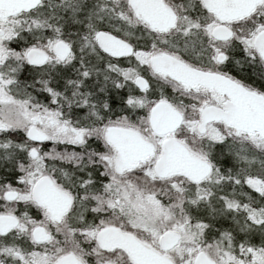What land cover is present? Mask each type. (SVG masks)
<instances>
[{
  "label": "flooded vegetation",
  "instance_id": "obj_1",
  "mask_svg": "<svg viewBox=\"0 0 264 264\" xmlns=\"http://www.w3.org/2000/svg\"><path fill=\"white\" fill-rule=\"evenodd\" d=\"M102 1L110 4L118 0ZM119 1L121 13L129 10L138 24L128 25L123 21L125 16L121 18L118 13H108L107 24L134 34L133 39L121 38L108 27V30L96 31L110 33L133 49L129 56L113 58L96 47L109 59V70L116 75L114 86L119 89L117 99L108 104L105 130L111 127L133 131L140 146L136 144L135 153L127 156L117 149V145L124 144L121 140L113 137L106 142L105 130L100 137L88 134L84 139L75 130H70L74 135V144L65 140L52 143L57 146L59 158H48L42 161L43 164H34L42 150L50 147L47 146V135L39 127V118H31L32 126L24 132L20 129L14 132L3 130L1 125L0 264H139L138 259H144L147 264H196L198 259L217 264L209 254L212 245L239 259L241 264L244 259L247 261V256L251 257V262L257 261V251L264 253L258 233L264 229V222L250 221L251 217L260 218L257 214L246 217L245 227L238 229L246 238L251 236L250 241H243L242 237H235L231 232L229 236L225 235L227 232L222 233L219 239L207 238L206 231L201 228L197 241L202 245H196V233L188 226L202 227V222H192V217L199 218L200 215L182 212L185 224H178L176 229L162 230L146 223L141 227L134 226L128 207L131 189L162 204L163 178L156 173V164L162 156L166 140L182 144L190 156L204 160L211 168L208 158L194 153L185 142V138H191L192 134L186 132L181 138L175 133L188 120L198 124L196 132L202 135L198 132L201 110L207 107L213 113L223 111L232 101L227 94L199 80H181L179 68L175 69V79L152 71L151 58L169 56L186 68L211 75L214 84L228 79L264 98V57L256 45H264V1L241 19H219L203 6L201 0H161L174 16L173 28L166 32L149 29L146 23L138 20L131 10L130 0ZM28 11L31 9L10 14L0 12V21ZM3 34L4 31L0 30V36ZM63 43L69 52L59 60L65 65L71 60L66 62L65 58L72 53L70 45ZM160 68L165 69V66L160 65ZM131 76L134 86L143 93L135 99L131 98L127 89L121 90L131 81ZM137 78L144 82L142 89L135 85ZM17 103L31 106L25 101ZM159 103L168 105L180 116L179 125L166 135L154 133L150 126L151 110ZM131 106L144 108V117L133 123L129 118ZM192 111L194 113L187 118L184 112ZM59 114L61 119L73 126L65 112ZM144 122H147V127H143ZM48 123L52 125L53 121ZM213 126L221 133L218 140L234 139L228 135H239L242 139L254 141L256 147L264 144V135L228 127L222 119L205 124L204 132L207 127ZM32 128L42 135L41 139L29 136ZM60 130L66 132L68 127L62 125ZM118 134L127 136L125 132ZM93 155L106 156L107 162H88L93 161L89 159ZM69 156L73 159L69 160ZM173 174L189 181L186 185L179 181L181 188L187 187L184 188L183 198L171 200L174 204L178 200L181 204L194 202V197L186 196L187 190L201 187L209 175L200 181H193L179 172Z\"/></svg>",
  "mask_w": 264,
  "mask_h": 264
},
{
  "label": "trees",
  "instance_id": "obj_2",
  "mask_svg": "<svg viewBox=\"0 0 264 264\" xmlns=\"http://www.w3.org/2000/svg\"><path fill=\"white\" fill-rule=\"evenodd\" d=\"M70 1L74 0L41 1L25 14L27 20H39L38 27L26 26L18 30L6 47L15 51L30 48L48 51L53 43L63 41L70 45L71 60L65 65L49 62L32 66L8 59L0 66V75L7 82L6 92L15 100L29 102L36 113L65 112L74 127L99 128L107 124L108 104L117 99L119 91L114 86L116 75L109 70V59L98 51L93 41L94 32L108 30L107 26L98 25L96 17L107 22V16L101 12L93 17L88 15L87 8L92 7L88 0L87 8L80 11L68 5ZM94 3L95 11L99 0ZM132 78L121 90L127 89L135 99L143 93L134 86ZM129 112L131 123L144 117L143 107L131 106ZM196 148L211 163L210 174L201 185L206 188L202 195L207 194V197L197 199L189 188L191 193L187 190L186 196L195 200L183 202L182 212L200 215L192 217V222L204 224L207 238L219 239L222 233L227 232L225 235L229 236L231 232L243 241H250L251 236L246 238L238 229L245 227L246 212L256 209L260 216L263 215L264 197L250 190L245 180L256 177L264 182V152L238 139L203 140ZM258 233L259 244L264 245V229Z\"/></svg>",
  "mask_w": 264,
  "mask_h": 264
},
{
  "label": "water",
  "instance_id": "obj_3",
  "mask_svg": "<svg viewBox=\"0 0 264 264\" xmlns=\"http://www.w3.org/2000/svg\"><path fill=\"white\" fill-rule=\"evenodd\" d=\"M40 0H0V12L12 13L22 10H30L39 4ZM264 0H201L203 6L213 13L217 18L241 19L248 16L254 9L260 6ZM130 7L134 16L143 23H146L149 29L160 32H166L173 28L174 16L171 10L165 6L161 0H130ZM96 47L106 56L121 58L132 54V47L107 32H97L94 37ZM258 51L264 57V45L257 44ZM54 54L62 59L68 52V47L63 42H57L54 46ZM29 65H42L46 61V54L36 49H30L25 54ZM180 64V65H179ZM164 65L165 69H161ZM152 71L166 75L171 79L177 76L174 72L176 68L182 75L181 80L190 82L199 80L201 83L213 86L222 93H225L232 100L223 111L212 112V109L205 107L201 110V123L198 127L199 133H204V125L210 121L222 119L226 126L235 128L242 132H256L264 135V98L256 93L248 91L228 79L218 80L214 84V78L208 74H202L198 71L186 68L166 55L154 56L150 60ZM135 85L142 89L144 82L137 78ZM180 123V116L168 105L159 103L155 105L150 113V126L154 133L165 135L173 132ZM125 132L127 136L118 133ZM29 136L35 139H41L42 135L31 129ZM137 136L133 131H124L116 128H107L104 132L106 142L113 137L121 140L123 146L117 145L120 152H125L131 156L136 151V144L140 146ZM135 140V141H134ZM120 141V142H121ZM150 150V149H148ZM179 172L187 178L199 181L209 172V165L198 157H192L187 149L175 140H166L163 143L162 156L156 164V173L160 177H166L171 173ZM139 264H147V261L137 260ZM196 264H213L207 259H198Z\"/></svg>",
  "mask_w": 264,
  "mask_h": 264
},
{
  "label": "rangeland",
  "instance_id": "obj_4",
  "mask_svg": "<svg viewBox=\"0 0 264 264\" xmlns=\"http://www.w3.org/2000/svg\"><path fill=\"white\" fill-rule=\"evenodd\" d=\"M42 2H46V0H41ZM89 3H91L92 7H88L87 1L86 0H74L70 1L68 5L72 6L73 8L76 9H88V15L91 17L95 16V14H106L107 17H109L108 13H114L117 14L118 16H121V18H125L123 21L126 22L128 25L131 24H138L132 17L131 13L129 10H125L124 12L121 13V10L119 9V5L121 1H116L114 3H104L102 0H99L98 7H96V12L94 11V5H95V0L94 2L92 0H88ZM63 2V1H62ZM80 11V10H79ZM105 12V13H104ZM121 13V15H120ZM26 14V13H25ZM24 14V15H25ZM22 14H16L13 16H10L9 18L3 19L0 21V30L4 31L3 36H0V66L2 63L8 59H13L15 61H24L26 62L25 54L28 49L22 50V51H15L12 49H8L6 47V44L9 43L10 38L13 36H16V31L22 28H25L26 26H30L31 29L38 27L37 24H40L39 20L34 21L32 19L27 20L25 16ZM97 23L100 26H107L110 28L111 32L114 33L117 36H120L121 38L129 39L132 40V35L134 37V34L132 33H127L120 29L119 27H112L107 24L106 21L103 20L102 17H96ZM49 27V26H48ZM96 32H94L95 34ZM95 36V35H94ZM93 36V37H94ZM55 43H53L50 46V49L48 51L41 50L47 54L48 60L47 63L49 62H57L61 63V61L53 54V46ZM71 55H68L64 61L68 62L70 60ZM95 57H97L95 55ZM98 59V58H97ZM133 79V78H132ZM7 82L3 80L0 76V126H3L4 129H9L10 132H14L16 129H20L21 131H26V129L30 126H32V123L30 122V119L33 117L39 118V126L41 130L44 131V133L48 137V142L47 146H50L49 149L45 148L42 150L40 155L35 159L34 164H43L42 161L48 158H59L60 154L59 151H57V146L53 145L52 143H59L60 141L65 140L66 142H70L74 144L73 139L74 135H71L70 130H75L77 133L81 134L83 136V139L88 136V134H93L97 136H101L102 132L105 130L106 125L103 127L99 128H94V129H86L83 127L79 128H74L69 124V122H65L63 119H61V116L59 113L50 111V110H45L40 113H36L35 111L32 110V108L29 107L26 103L23 105L21 103H17L18 100H15L12 98L6 91ZM20 101V100H19ZM27 105V106H26ZM149 110L150 106L146 107L147 111V120H148V115H149ZM185 116L189 118L192 112H184ZM190 120V119H189ZM49 121H53L52 125H49ZM62 125H66L68 127V131L63 132L60 130V127ZM198 124L197 123H189L188 120L186 123H184L181 128L176 131V135L178 137H183L186 135V132L189 134H192L191 138H185V142L188 143L190 150H192L194 153H197V155H200L202 158H205V155L200 151L199 148H196V145H199L201 141L205 140H211V141H218V138L221 137L220 131L217 129V127H207L206 131L204 134L199 135L196 132ZM38 127V128H39ZM147 127V122H144V126ZM140 129V128H139ZM187 130V131H186ZM142 130V128L140 129ZM191 131V132H190ZM228 135V134H227ZM233 137L234 139L238 140H243L244 142H247L251 147L264 152V144L260 146H255V142L252 140L248 139H242L239 137V135H228ZM237 136V137H236ZM102 138V137H101ZM165 137H162L163 139ZM101 141V139H100ZM52 144V145H51ZM78 146H81L80 144H75ZM46 146V147H47ZM69 160L73 159L72 156L67 157ZM92 158L93 161L88 162H101V160L106 163L107 162V157L102 156V155H93L89 157V159ZM95 161V162H94ZM106 161V162H105ZM162 181V204H159L156 200L150 199L147 195H141L139 193H136L133 189L130 190L129 192V214L130 218L132 219V224L134 226H142V224L146 223L148 226L152 225V227H156L162 230L166 229H176V226L178 224H185L186 220L181 216L182 214V209H181V202L174 204L171 200L175 197L183 198V193L185 192V189L187 186L184 188H181V184H188V180H183L182 177H179L177 174H170ZM179 181L183 183H179ZM188 181V182H187ZM132 183H134L132 181ZM245 185L252 191L256 192L260 196L264 197V182L256 177L252 178H247L245 180ZM132 187L133 184L131 185ZM165 191V194L163 195V192ZM204 192H206V188L195 186L193 187V194L196 195V197H207L206 195H202ZM147 194V193H146ZM166 195H172L166 196ZM227 207H230L231 205H226ZM236 206L232 207L234 210ZM264 212V210H263ZM241 214V213H240ZM254 214L258 215L260 218L254 217L250 218L251 222H258L261 223L264 222V213L262 216L259 215L258 211L254 209L252 212H246L245 213V218L249 217V215ZM256 220V221H255ZM188 222V221H187ZM175 227V228H174ZM186 228L187 226L184 225ZM188 228L192 229L195 231L196 236L194 237L195 239V244L196 245H202L199 243L197 240V237L199 236V231L203 227L200 225H189ZM258 253V260L251 262V257L247 256V261L244 259L242 264H264V253L260 250L257 251ZM209 254L215 259L217 264H241L239 259L234 258L232 255L226 253L225 251H221L219 247L216 245H212L211 249L209 250ZM254 255V254H253Z\"/></svg>",
  "mask_w": 264,
  "mask_h": 264
}]
</instances>
